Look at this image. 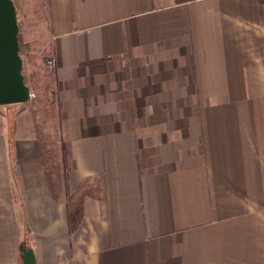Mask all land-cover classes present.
I'll return each instance as SVG.
<instances>
[{
	"label": "crops",
	"instance_id": "obj_1",
	"mask_svg": "<svg viewBox=\"0 0 264 264\" xmlns=\"http://www.w3.org/2000/svg\"><path fill=\"white\" fill-rule=\"evenodd\" d=\"M47 9L71 168L0 106V264H264V0Z\"/></svg>",
	"mask_w": 264,
	"mask_h": 264
},
{
	"label": "rangeland",
	"instance_id": "obj_2",
	"mask_svg": "<svg viewBox=\"0 0 264 264\" xmlns=\"http://www.w3.org/2000/svg\"><path fill=\"white\" fill-rule=\"evenodd\" d=\"M19 22V54L22 75L30 90V100L17 106L29 108L47 166L48 178L57 191L63 179V167H70L68 152L62 149V112L58 104L50 42L47 0H12ZM17 110V111H18ZM16 109L9 112L10 120ZM11 122V121H10ZM11 125V123H10Z\"/></svg>",
	"mask_w": 264,
	"mask_h": 264
},
{
	"label": "water",
	"instance_id": "obj_3",
	"mask_svg": "<svg viewBox=\"0 0 264 264\" xmlns=\"http://www.w3.org/2000/svg\"><path fill=\"white\" fill-rule=\"evenodd\" d=\"M19 22L12 0H0V106L24 104L30 90L22 75ZM21 264H34L32 251L21 245Z\"/></svg>",
	"mask_w": 264,
	"mask_h": 264
},
{
	"label": "trees",
	"instance_id": "obj_4",
	"mask_svg": "<svg viewBox=\"0 0 264 264\" xmlns=\"http://www.w3.org/2000/svg\"><path fill=\"white\" fill-rule=\"evenodd\" d=\"M58 104H59V107L61 108V105H60L59 102H58ZM62 149L64 150V152L65 151L67 152V146H66L65 143H62ZM42 157H43V153H42ZM69 159H70V157H69ZM44 163H45V161H44ZM70 163H71V161H70ZM45 165H46V163H45ZM70 168H71V166L70 167H66V166L63 167V171H64V173H63V179H64V182H66L67 172H68V170ZM46 169H47V166H46ZM76 217H77V211H75V213L72 214V217L70 216V219H69L70 223L71 222H75Z\"/></svg>",
	"mask_w": 264,
	"mask_h": 264
},
{
	"label": "built area",
	"instance_id": "obj_5",
	"mask_svg": "<svg viewBox=\"0 0 264 264\" xmlns=\"http://www.w3.org/2000/svg\"><path fill=\"white\" fill-rule=\"evenodd\" d=\"M49 65H50V67H52L53 66V61L52 62L50 61L49 62Z\"/></svg>",
	"mask_w": 264,
	"mask_h": 264
}]
</instances>
